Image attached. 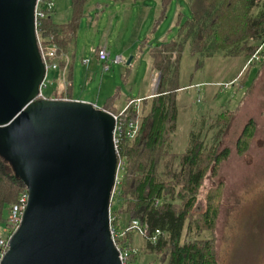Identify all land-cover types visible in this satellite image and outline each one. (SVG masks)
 Listing matches in <instances>:
<instances>
[{
	"label": "trees",
	"instance_id": "1",
	"mask_svg": "<svg viewBox=\"0 0 264 264\" xmlns=\"http://www.w3.org/2000/svg\"><path fill=\"white\" fill-rule=\"evenodd\" d=\"M90 1L72 0V17L67 23L58 24L50 15L39 29L43 45L55 44L59 49L58 79L62 80L64 90L62 93L54 91L50 99L74 100V68L73 63L67 64L65 55L76 47ZM112 1L139 3L146 0ZM174 1L160 0L161 14L155 21V30L167 18ZM188 1L191 14L178 15L175 39L165 37L153 43L152 38L147 37L139 43V53H149L151 74L159 73L160 82L153 97L142 98L138 107L132 106L123 114L127 127L130 121L139 123L135 138L124 137L121 141L119 154L125 161V170L118 193L111 202V226L117 247L128 252L126 264H137L134 235L138 232L130 228L133 221L147 226L151 234L157 230L163 232L156 244L143 238L145 243L139 249L143 255L155 256L160 264L218 263L215 239L203 234L215 230L220 207L219 191L214 193L212 190L207 195L205 211L199 213L195 208L207 176L216 174L231 154L230 147L221 148L220 145L240 108L223 109L217 115L214 122L219 129L211 146L206 143L204 127L201 130L197 127L190 134L187 149L182 153L173 151L180 114L177 94L183 89L179 80L184 50L188 48L192 56H198L200 65L204 59L216 56L244 57L249 63L263 47L260 53L263 59L259 63L260 69L264 68V0ZM100 49L102 47L97 51ZM254 61L257 60L252 63ZM132 71L131 63L126 74L131 75ZM259 76L260 72L257 78ZM249 92L250 89L247 95ZM119 100L121 95L117 92L106 99L101 109L120 115L123 111L116 105ZM133 101L131 97L125 99L126 106ZM249 126L237 141L240 155L247 152L249 143L254 140ZM26 191L27 187L0 150V223L6 222L9 226L5 212L18 203ZM116 204L117 210L114 209ZM125 217L127 222H124Z\"/></svg>",
	"mask_w": 264,
	"mask_h": 264
},
{
	"label": "water",
	"instance_id": "2",
	"mask_svg": "<svg viewBox=\"0 0 264 264\" xmlns=\"http://www.w3.org/2000/svg\"><path fill=\"white\" fill-rule=\"evenodd\" d=\"M36 4L0 0V150L29 192L1 264H123L111 232L115 116L39 98L46 66Z\"/></svg>",
	"mask_w": 264,
	"mask_h": 264
},
{
	"label": "rangeland",
	"instance_id": "3",
	"mask_svg": "<svg viewBox=\"0 0 264 264\" xmlns=\"http://www.w3.org/2000/svg\"><path fill=\"white\" fill-rule=\"evenodd\" d=\"M139 3V6H123L112 0L90 1L76 39L72 88L74 100L92 102L101 108L108 97L118 92L121 100L116 105L123 111L128 97L138 100L156 93L158 88L155 89L152 81L154 76L151 74V57L148 52L139 53V43L148 36L152 37L153 43L162 41L166 35L170 40L175 39L178 34V15L191 14L189 1L175 0L167 12V18L157 30L155 21L161 14L160 0ZM104 41L112 45L109 71L105 70L104 64L94 52ZM116 55L121 56L123 62L115 63ZM133 57L136 58L131 62L132 74L127 75L125 63ZM83 61H89L88 65H84ZM259 61L250 65L244 57L216 56L204 59L199 65V57L192 56L188 48L184 50L179 80L183 89L177 94L180 114L174 152H184L191 132L196 131L197 127L201 130L204 123L206 143L209 146L213 144L219 129L214 121L223 110L218 108L223 106L224 109H237L261 68ZM240 72L242 74L239 76ZM58 76V71H51L49 74L48 88L44 90L49 98L54 91L62 93L64 90ZM240 81H246L242 90L239 89ZM258 81V85L251 89L247 97L244 110L236 122V129L234 120L232 127L222 138L220 147H230L231 154L216 174L212 176L210 173L207 176L195 208L199 213L205 211L207 195L212 190L214 193L219 191L220 207L215 230L203 234L215 239L217 264H264V73ZM210 82L217 87L207 85ZM231 82L234 85L228 90L218 89L219 84ZM198 86L201 88H197ZM206 113L208 120L205 121L201 117ZM246 124H250V132L255 133L254 140L249 143L247 152L240 155L236 145ZM119 176L122 179L123 172ZM117 206L116 204L115 210ZM5 219H9V210L5 212ZM124 222H127L126 217ZM7 231L6 222L0 223V238L5 237ZM134 238L137 264H160L154 256L140 253L139 249L145 243L143 237L136 233Z\"/></svg>",
	"mask_w": 264,
	"mask_h": 264
},
{
	"label": "built area",
	"instance_id": "4",
	"mask_svg": "<svg viewBox=\"0 0 264 264\" xmlns=\"http://www.w3.org/2000/svg\"><path fill=\"white\" fill-rule=\"evenodd\" d=\"M54 8H55L54 0H37L36 9H35V27H36L37 37H38L39 49L42 55L43 62L45 63V66H46L45 77L40 86V94H39L40 99H50L44 94V90L48 88V78H49V74L51 73V71L59 70V63L57 62V57L59 54L58 47L55 44L50 45L49 47H45V45H43V42L41 41L39 37V29L42 26L43 21L47 19L53 13ZM262 49L263 47L259 49V51L253 57V59L249 61L248 64H251L253 60L263 59V57L260 55ZM96 57L101 63L104 64L105 70L109 71L110 70V65H109L110 53L108 52V50L106 48H102L99 51L96 50ZM65 60L67 64L69 65L71 63V55H65ZM121 62H123L122 57H117L115 59V63H121ZM88 63L89 61H84V64H88ZM153 76H154L153 84L156 89L159 86L160 74L156 72V73H153ZM233 85H234V82L226 83V84H219L218 86L222 90H228ZM197 88H201V86H198ZM141 101L142 99H138L136 101L129 103L124 108L123 112L120 115H114L116 119L114 141H115V147H116V152L118 156V169H117V176H116V184H115V187L112 193V199L118 193V189L121 184V178L119 176V173L124 172L125 170V161L120 159V154H119V147H120L121 141L124 137L128 139H134L139 130V123H135L133 121H130L127 127L124 123L123 114L128 112L132 106L138 107ZM198 102H200V98L198 99ZM28 202H29V192L27 190L22 195L19 202L14 204L9 209V219H8L9 226H7L8 231L5 237L0 238V264L2 260L4 259L5 255L7 254V252L9 251L10 240L12 236L17 231V229L20 227L23 221L24 213L28 206ZM130 228L134 231H137L140 235H142V237L147 238L149 241H151L154 244H156L159 238L164 235L163 232L159 230H157L154 234H151L149 228L147 226H142L141 223L138 221H133ZM111 232H112L113 240L115 242L114 230L112 226H111ZM118 250L120 251V258L123 264H126L127 259H128V252H125V251L123 252L119 248ZM134 252L136 253V250Z\"/></svg>",
	"mask_w": 264,
	"mask_h": 264
},
{
	"label": "crops",
	"instance_id": "5",
	"mask_svg": "<svg viewBox=\"0 0 264 264\" xmlns=\"http://www.w3.org/2000/svg\"><path fill=\"white\" fill-rule=\"evenodd\" d=\"M71 2H72V0H54V3H55V8H54V11H53V13L51 14L52 15V17H53V20L56 22V23H58V24H64V23H67L69 20H70V18L72 17V8H71ZM120 4H122L123 6H139L138 4H140V3H131V2H128V3H120ZM63 8V9H62ZM83 22V21H82ZM82 22H81V24H82ZM80 29H81V27H80ZM171 31V30H170ZM170 32L168 31V34H169ZM148 37H151V36H148ZM165 37H168L169 38V36L168 35H166V36H164L163 37V39L165 38ZM147 38V37H146ZM152 38V37H151ZM162 39V40H163ZM76 46H77V44H76ZM99 47H102V48H106L107 50H108V52L110 53V60L112 59V53H111V47H112V45H111V43H109V42H107V41H104L102 44H100L99 46H97L95 49H94V52H95V54H96V50L99 48ZM75 49L73 50V51H70V52H68L66 55H71V63H73V59H74V56H75ZM117 57H121V56H119V55H116V58ZM237 58H239V57H237ZM135 59V57H133V60ZM110 62V61H109ZM259 63V62H258ZM83 64H84V61H83ZM260 64V63H259ZM84 65H88V64H84ZM131 65V64H130ZM245 67L246 66H244V69H245ZM249 70V69H248ZM247 70V71H248ZM243 72V71H242ZM242 72H240V74H239V76L242 74ZM260 72V76H259V78L262 76V74L264 73V68L263 69H260L259 68V71L257 72V74ZM257 74H256V76L253 78V82H252V84H251V86H250V91H251V89H253L254 87H256L257 85H258V80H259V78H257ZM255 78H257V79H255ZM152 81H153V78H152ZM245 84H246V81H240V83H239V89L240 90H242V89H244V87H245ZM207 85H215L216 87H217V85L216 84H214V83H212V82H210V83H208ZM218 89L220 90V91H223L221 88H219L218 87ZM250 93V92H249ZM153 95H155L154 93H152L151 94V97H153ZM249 95V94H248ZM248 95H247V92L244 94V97L241 99V101H240V104L238 105V107L237 108H240V111H239V113H238V115H237V117H236V121L234 122L235 123V129H236V122H238V120H239V117H240V115H241V112H242V110H244L243 108V106H245L246 105V100L248 99L247 97H248ZM150 96V95H149ZM75 100H78V101H81V100H79V99H75ZM135 100V99H134ZM136 101V100H135ZM88 103H92V102H88ZM93 104V103H92ZM221 108V109H220ZM220 108H218V110H222V109H224V107L223 106H221ZM124 109V108H123ZM208 110H210V109H208ZM264 113V112H263ZM203 118H205V121L206 120H208V118H207V113L204 115V116H202L201 117V119H203ZM246 126H247V124L244 126V128H242V131L246 128ZM205 123H204V129H205ZM258 129L259 130H261V127L259 128V126H258ZM255 134V133H254ZM144 238V237H143ZM155 257V256H154ZM156 258V257H155Z\"/></svg>",
	"mask_w": 264,
	"mask_h": 264
}]
</instances>
